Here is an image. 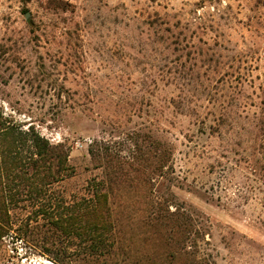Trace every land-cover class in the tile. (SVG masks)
Wrapping results in <instances>:
<instances>
[{
  "label": "rangeland",
  "instance_id": "obj_1",
  "mask_svg": "<svg viewBox=\"0 0 264 264\" xmlns=\"http://www.w3.org/2000/svg\"><path fill=\"white\" fill-rule=\"evenodd\" d=\"M0 111L65 146L49 215L104 178L96 142L135 163L146 183L114 189L109 264L191 263L151 237L150 192L191 214L210 264H264V0H0ZM156 142L171 157L151 189ZM16 200L0 264L79 263L36 197Z\"/></svg>",
  "mask_w": 264,
  "mask_h": 264
},
{
  "label": "trees",
  "instance_id": "obj_2",
  "mask_svg": "<svg viewBox=\"0 0 264 264\" xmlns=\"http://www.w3.org/2000/svg\"><path fill=\"white\" fill-rule=\"evenodd\" d=\"M160 148L161 143L156 142L152 177L148 179L151 189L155 186V177L163 178L167 174L166 165L171 157L169 148L166 152ZM89 151L94 160H98L97 167L104 170V178L89 183L87 192L74 198L68 216L49 215L51 202L48 201L46 190L53 183L63 180L69 171L65 146L61 143L51 144L32 126L23 130L4 118L0 111V238L7 233L9 207L17 201L20 191L26 189L38 201L37 213H47L48 222L58 228L62 235L69 234L77 240L84 254L82 257V253L77 255L79 263L76 261V264H109L107 260L104 261V254L109 255L116 244L111 209L114 189H120L121 186L136 187L146 182L143 178L133 176L132 173L138 172L134 162H126L122 157L108 153L104 144L96 142ZM127 164L132 166L129 170L125 169ZM150 194L148 199H151L153 208V213L148 214V218H151L149 227L153 230L151 237L163 242L167 249L169 246L171 257L177 258L174 253L177 251L179 255L193 257L189 264H210L209 254L205 250L208 244L206 235L195 226L191 214L180 205H171V201H165V205L154 202V193ZM53 261L59 264V259Z\"/></svg>",
  "mask_w": 264,
  "mask_h": 264
}]
</instances>
